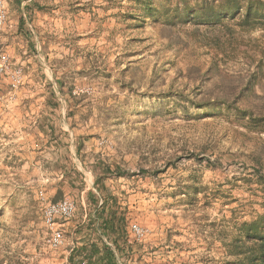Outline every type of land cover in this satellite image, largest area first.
<instances>
[{
	"label": "rangeland",
	"instance_id": "1",
	"mask_svg": "<svg viewBox=\"0 0 264 264\" xmlns=\"http://www.w3.org/2000/svg\"><path fill=\"white\" fill-rule=\"evenodd\" d=\"M132 11L0 0V264H86L89 190L124 217L121 264H229L217 230L264 211V133L219 104L264 114V76L246 84L249 56L211 70L184 29L132 26ZM62 200L74 212L51 226Z\"/></svg>",
	"mask_w": 264,
	"mask_h": 264
},
{
	"label": "trees",
	"instance_id": "2",
	"mask_svg": "<svg viewBox=\"0 0 264 264\" xmlns=\"http://www.w3.org/2000/svg\"><path fill=\"white\" fill-rule=\"evenodd\" d=\"M128 1L134 12L130 15L133 23L128 24L140 27L150 19L166 28H182L198 45L213 53L211 70L217 68L218 61L224 63L249 56V63L255 70L249 73L246 84L253 88L262 80L260 75L264 76V43L260 46L259 38L252 37L249 33L253 30L261 31L259 36L264 42V0ZM187 29L190 30L185 31ZM178 40L175 39L176 42ZM221 100L219 104H226L228 109L246 118L247 126L252 125L254 130L264 133V114L254 115L252 111L229 105L225 98ZM203 106L213 108L215 104ZM255 176L259 178L260 184L264 183V175L259 169H255ZM198 188L195 187L193 192H200ZM59 194L60 191H57L53 201L57 200ZM87 195L89 204L95 207L87 226L94 228L99 239L97 242L92 241L89 249L86 244H82L81 248L87 256L86 264H119L117 255L119 258L121 246L118 237L123 232L124 217L117 215V207L110 211L103 205L104 201L97 206L101 196L93 190H89ZM232 222L230 229L217 230L218 240L226 254L233 258L229 264H264V211L258 212L249 220ZM101 235L107 241H103Z\"/></svg>",
	"mask_w": 264,
	"mask_h": 264
},
{
	"label": "bare ground",
	"instance_id": "3",
	"mask_svg": "<svg viewBox=\"0 0 264 264\" xmlns=\"http://www.w3.org/2000/svg\"><path fill=\"white\" fill-rule=\"evenodd\" d=\"M74 203L70 200H62L59 202H54L45 207L44 215L48 223L53 226V223L56 219H67L74 212ZM133 231L137 235H141V230L139 227H134ZM60 232L57 229L52 230L51 235V245L56 247L60 243Z\"/></svg>",
	"mask_w": 264,
	"mask_h": 264
},
{
	"label": "crops",
	"instance_id": "4",
	"mask_svg": "<svg viewBox=\"0 0 264 264\" xmlns=\"http://www.w3.org/2000/svg\"><path fill=\"white\" fill-rule=\"evenodd\" d=\"M93 216V214L91 215L90 214V216H89V218L87 219V221L85 220V222H84V220L82 221V222H84L85 223V225H84V227H89V226H87V224H88V221H89V219L91 218ZM87 222V223H86ZM85 231H87V232H90L91 231V227H89V229H85ZM94 235H95V239H90L89 240V243L90 242H92V241H96L97 242V240L99 239L98 238V235L96 234V232L94 231ZM89 236V235H88ZM101 238H102V240L103 241H107L106 240V238L103 236V235H101ZM109 243V242H108ZM81 244H87L86 242L84 243V242H82ZM109 244H111V243H109ZM112 245V244H111ZM112 247H113V245H112ZM121 254V253H120ZM117 259H118V262L117 263H119L120 261H119V259L120 258H118V255H117ZM121 262H123V261H121ZM119 264H121V263H119ZM123 264V263H122Z\"/></svg>",
	"mask_w": 264,
	"mask_h": 264
}]
</instances>
